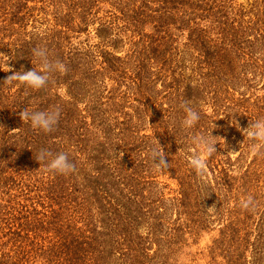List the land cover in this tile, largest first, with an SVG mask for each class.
I'll return each mask as SVG.
<instances>
[{
    "label": "trees",
    "instance_id": "1",
    "mask_svg": "<svg viewBox=\"0 0 264 264\" xmlns=\"http://www.w3.org/2000/svg\"><path fill=\"white\" fill-rule=\"evenodd\" d=\"M246 1L0 0V264H264V154L242 133L264 118V0ZM36 48L66 70L3 83L40 69ZM24 109L59 118L40 131ZM195 133L219 136L202 173Z\"/></svg>",
    "mask_w": 264,
    "mask_h": 264
},
{
    "label": "clouds",
    "instance_id": "2",
    "mask_svg": "<svg viewBox=\"0 0 264 264\" xmlns=\"http://www.w3.org/2000/svg\"><path fill=\"white\" fill-rule=\"evenodd\" d=\"M33 55L38 60L40 69L33 68L28 71H14L3 83L9 86L23 85L33 90L40 89L46 85L49 75L52 72H64L65 65L60 61H52L43 48L33 49ZM8 67V71L11 69ZM15 82V83H14ZM185 113L181 121V127L188 130L192 129L200 119V112L190 106L189 102L181 104ZM20 119L26 120L30 126L40 131L48 132L57 123L59 118L58 110H33L24 109L20 112ZM243 136H246L251 142L249 147L253 154L261 155V149H264V118H257L249 123L246 129L242 130ZM211 133H195L188 138V145L192 155L188 157L189 166L198 173H202L206 167L207 159L216 153L215 145L218 143ZM154 168L157 172H163L168 168L169 163L165 159V153L159 147H153L148 152ZM38 160L45 161V167L59 174H70L74 170V164L69 160L66 153L60 152L55 155L48 150L42 149L38 153ZM241 207L245 209L254 208V198L249 195L241 201Z\"/></svg>",
    "mask_w": 264,
    "mask_h": 264
},
{
    "label": "rangeland",
    "instance_id": "3",
    "mask_svg": "<svg viewBox=\"0 0 264 264\" xmlns=\"http://www.w3.org/2000/svg\"><path fill=\"white\" fill-rule=\"evenodd\" d=\"M240 2H243V3H247V1L246 0H239ZM94 29L96 28V26H94L93 27ZM60 93L61 94H63V95H65V93H66V91H65V89H62L61 91H60ZM82 105H84V103L83 104H81V107H83ZM174 188V186L173 185H170V188ZM168 191V190H167ZM202 264H205L204 262L202 263Z\"/></svg>",
    "mask_w": 264,
    "mask_h": 264
}]
</instances>
